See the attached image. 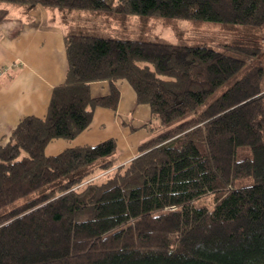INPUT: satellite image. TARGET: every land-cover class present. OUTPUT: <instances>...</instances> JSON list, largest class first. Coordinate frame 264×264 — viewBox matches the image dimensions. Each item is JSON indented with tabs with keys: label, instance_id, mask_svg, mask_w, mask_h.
Returning a JSON list of instances; mask_svg holds the SVG:
<instances>
[{
	"label": "trees",
	"instance_id": "trees-1",
	"mask_svg": "<svg viewBox=\"0 0 264 264\" xmlns=\"http://www.w3.org/2000/svg\"><path fill=\"white\" fill-rule=\"evenodd\" d=\"M0 2L251 29L231 45L240 57L68 34L65 81L46 116L24 117L0 144V264H264V66L249 62L264 54V0ZM122 80L161 124L193 116L127 164L114 138L47 154L86 130L96 108L116 111ZM98 81L107 94L93 95ZM208 194L214 206L196 207Z\"/></svg>",
	"mask_w": 264,
	"mask_h": 264
},
{
	"label": "crops",
	"instance_id": "crops-1",
	"mask_svg": "<svg viewBox=\"0 0 264 264\" xmlns=\"http://www.w3.org/2000/svg\"><path fill=\"white\" fill-rule=\"evenodd\" d=\"M51 12L52 9L41 6L28 9L0 2V144L7 141L24 117L46 116L53 89L65 81L68 67L65 37L68 34L50 16ZM116 85L121 92L119 109L124 102L136 100L128 82L117 81ZM109 88L108 81L91 84L95 96L107 94ZM112 111L96 108L94 113L98 122L79 134L81 141L66 146V141L55 139L47 146V154L56 155L68 147L94 145L114 138L104 136L100 131L106 119L113 117ZM137 155L138 151L130 152L122 159L118 157V162L127 164Z\"/></svg>",
	"mask_w": 264,
	"mask_h": 264
},
{
	"label": "rangeland",
	"instance_id": "rangeland-1",
	"mask_svg": "<svg viewBox=\"0 0 264 264\" xmlns=\"http://www.w3.org/2000/svg\"><path fill=\"white\" fill-rule=\"evenodd\" d=\"M52 9L50 16L67 34H85L98 37H110L116 39L148 40L166 42L171 44L201 45L219 50L225 54L240 57L231 45L245 42L251 29L229 24L192 21L188 19H165L143 15H130L128 17H113L91 10L79 9ZM255 31V30H253ZM261 30H257L259 32ZM264 36V29L261 32ZM256 35V34H253ZM260 34H257L259 37ZM264 48V39L259 41ZM250 63H261L264 66V54L253 56ZM241 74L238 75V77ZM133 91V90H132ZM222 89L203 103L198 110H202L208 102L218 96ZM113 113V111H112ZM115 113V114H114ZM113 117H108L104 127L100 130L104 136L112 135L117 140V154L119 159L130 152H137L138 146L156 138L162 133L172 129L177 124L190 119L193 113L173 121L169 124H161L151 113L147 103H137L136 100L122 105L114 111ZM98 119L93 115L90 128L94 127ZM122 127L119 128L118 126ZM88 131V130H87ZM86 130L82 133L87 132ZM83 136V135H82ZM66 146L81 141L78 135L74 139H64ZM241 157V155L239 156ZM196 207L206 205L214 206L213 194H208L194 202Z\"/></svg>",
	"mask_w": 264,
	"mask_h": 264
}]
</instances>
